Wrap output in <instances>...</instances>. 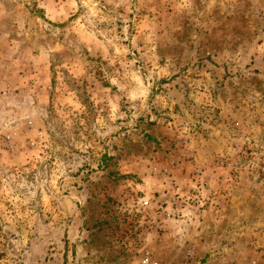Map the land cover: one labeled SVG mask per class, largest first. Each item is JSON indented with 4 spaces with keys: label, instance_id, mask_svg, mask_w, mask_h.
Returning <instances> with one entry per match:
<instances>
[{
    "label": "rangeland",
    "instance_id": "374dc122",
    "mask_svg": "<svg viewBox=\"0 0 264 264\" xmlns=\"http://www.w3.org/2000/svg\"><path fill=\"white\" fill-rule=\"evenodd\" d=\"M0 264H264V0H0Z\"/></svg>",
    "mask_w": 264,
    "mask_h": 264
}]
</instances>
